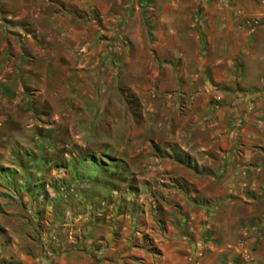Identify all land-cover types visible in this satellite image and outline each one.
Listing matches in <instances>:
<instances>
[{"label":"rangeland","instance_id":"374dc122","mask_svg":"<svg viewBox=\"0 0 264 264\" xmlns=\"http://www.w3.org/2000/svg\"><path fill=\"white\" fill-rule=\"evenodd\" d=\"M100 1L107 7L97 8L94 2ZM249 1L121 0L120 12L117 0H92L91 19L125 25L121 40H108L112 57L97 67L99 76L75 79L67 61L60 62L65 67L60 72L50 66L22 70L32 63L20 62L19 52L4 63L11 70H0V86L8 88L0 94V148H10L12 155L0 157L8 175L0 176V195L28 233L53 225L78 229L84 215L86 227L114 228L116 218H134V231L155 236L183 227V198L198 192L191 183L197 158L184 148L190 136L205 135L196 125L210 115L202 108L249 94L240 81L245 63L237 56L251 48L243 30ZM49 2L53 7L45 1L46 12L58 10V0ZM20 3L0 0V19L13 22L9 15L19 14ZM221 4H234L240 13L225 9L224 23L215 26L221 14L215 7ZM171 7L177 9L169 13ZM173 14L180 23L171 27L183 32V59H168V44L160 45L166 57L154 50L148 54L145 42L156 50L153 43L165 35L166 17ZM229 72L232 82L223 79ZM207 175L200 173V180L211 191L216 184L207 182ZM203 196L199 192L195 200L203 204Z\"/></svg>","mask_w":264,"mask_h":264},{"label":"crops","instance_id":"0c3cea01","mask_svg":"<svg viewBox=\"0 0 264 264\" xmlns=\"http://www.w3.org/2000/svg\"><path fill=\"white\" fill-rule=\"evenodd\" d=\"M45 1L53 7L50 0H25V4L20 0L19 14L9 15L10 19L14 17L13 22L0 19V70H11V65L4 63L14 61L19 52L20 62L32 63L30 67L23 65L22 70L50 66L60 72L65 69L60 62L67 61L71 70L68 75L75 79L99 76L101 69L97 67L112 57L107 46L112 41L108 40L122 39L124 23L91 19L92 0H58L60 9L50 12L43 7ZM249 2L244 14L249 21L243 30L251 48L237 55L245 63L246 71L240 81L249 94L202 108L204 114L210 115L197 119L196 125L205 135L190 136V146L184 148L197 158L191 183L198 192L191 194L193 199L183 198V227L155 236L145 229L134 231V218L120 216L114 228L102 223L86 227L88 216L84 215L79 218L83 223L78 229H58L53 225L47 232L28 233L23 218L14 214L11 202L0 195V264H264V0ZM94 4L99 9L107 7L106 2ZM117 5L122 12L121 0H117ZM215 8L221 13L216 16L219 21L215 26L224 23L225 9L240 13L234 4ZM166 9L170 13L177 7ZM166 18L165 35L159 34L157 43H153L159 47L152 49L150 42H145L147 53L153 55L154 50L166 57L160 45L168 44L167 58L183 59V32L181 27H171L180 22H176L174 14ZM232 20L233 28L236 18ZM130 24L126 26L129 33L134 23ZM10 44L20 45L12 52ZM175 44L179 45L178 51L170 47ZM223 79L232 82L231 72ZM5 92L8 88L0 86V94ZM11 155L10 148H0V157ZM3 167L0 166L1 179L8 176ZM202 172L208 174L207 182L216 184L211 191L202 185ZM199 192L206 198L203 204L195 200ZM12 221L19 227H13Z\"/></svg>","mask_w":264,"mask_h":264}]
</instances>
